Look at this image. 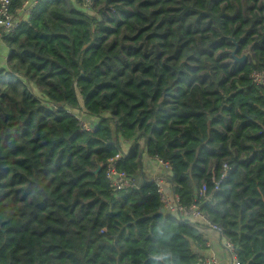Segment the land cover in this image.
Segmentation results:
<instances>
[{"label":"trees","instance_id":"obj_1","mask_svg":"<svg viewBox=\"0 0 264 264\" xmlns=\"http://www.w3.org/2000/svg\"><path fill=\"white\" fill-rule=\"evenodd\" d=\"M1 39L0 264H200L202 221L165 212L147 178L110 188L122 144L119 171L169 164L186 206L207 183L202 213L264 264V0H39Z\"/></svg>","mask_w":264,"mask_h":264},{"label":"built area","instance_id":"obj_2","mask_svg":"<svg viewBox=\"0 0 264 264\" xmlns=\"http://www.w3.org/2000/svg\"><path fill=\"white\" fill-rule=\"evenodd\" d=\"M39 0H25L21 10L17 15L12 10V0H0V37L1 32L7 34H14L23 22H27L32 14L34 13L37 3ZM84 5L88 9H92L94 6V0H84ZM250 79L256 86H264V69L261 71H253ZM68 113L75 116L80 124V132H94L95 127L90 125L87 120L82 118L81 115L75 112L67 110ZM122 152L117 155L114 159L108 161L105 165L106 179L110 185V188L116 192H129L137 190L141 187V181L138 176H130L126 172L118 170V162L121 161L125 152L123 146H120ZM163 168L171 170L169 164L162 162L161 160L154 158ZM231 168L227 165H223V169L219 178L215 174L211 177V183L214 186V191L221 190V184L228 179ZM166 177L163 175L157 176L151 182L154 183L158 189L161 203L165 212L170 214H179L182 219L185 220H199L202 221L210 232L216 233L221 237L223 248L228 255L227 264H240L238 259V249L231 241L227 240L223 235V230L220 226L210 222L206 216L202 213L201 207L197 201L199 199H205L208 191L207 183H203L199 192L196 203L186 206L182 203V199L179 195H176L172 191L168 190L164 185ZM205 251L201 254L199 263L200 264H220L219 259L213 253L212 244L205 236L203 238Z\"/></svg>","mask_w":264,"mask_h":264},{"label":"crops","instance_id":"obj_3","mask_svg":"<svg viewBox=\"0 0 264 264\" xmlns=\"http://www.w3.org/2000/svg\"><path fill=\"white\" fill-rule=\"evenodd\" d=\"M8 55H9V49L4 45V43L2 42V39L0 37V66L5 64ZM122 146H123V150H124L125 145L122 144ZM144 158L146 160L143 162L142 171L138 175V178L140 179L141 182L144 181V178H147L149 181H152L154 178H156L157 176H160V175H163V177H166V173H168L169 170L165 169L163 171L164 168H162V166L156 161L158 163V165L160 166V168H162V169H161V171H155L152 169V166L150 165V162H149V159L152 160L153 158H150L147 156H145ZM164 185L166 186V188L168 190L171 189L170 185L168 184L167 181H165ZM206 237L211 242L213 253L219 259L220 264H227L228 255L223 248V245H222L223 241H222L221 237H219L214 232H210L209 230L206 231Z\"/></svg>","mask_w":264,"mask_h":264},{"label":"rangeland","instance_id":"obj_4","mask_svg":"<svg viewBox=\"0 0 264 264\" xmlns=\"http://www.w3.org/2000/svg\"><path fill=\"white\" fill-rule=\"evenodd\" d=\"M250 57V55L247 53L246 55H244V56H242L241 58H243V57H245L246 59H247V57ZM241 58H239V59H241ZM35 90V89H34ZM35 92V94L36 95H38L37 94V91H34ZM39 96V95H38ZM79 115H81L82 113H78ZM82 116V115H81ZM82 118H83V116H82ZM129 145L128 144H126V146L124 147V151L126 152V149H127V147H128ZM146 159L144 158L143 159V162L145 161ZM149 162H150V165L152 166V169L153 170H155V171H161V169L163 168H160V166L158 165V163L155 161V160H150L149 159ZM165 170V168L163 169V171Z\"/></svg>","mask_w":264,"mask_h":264},{"label":"water","instance_id":"obj_5","mask_svg":"<svg viewBox=\"0 0 264 264\" xmlns=\"http://www.w3.org/2000/svg\"><path fill=\"white\" fill-rule=\"evenodd\" d=\"M236 61H237V62H240V63H244V62L246 61V58H245V57H243V58H241V59L236 58Z\"/></svg>","mask_w":264,"mask_h":264}]
</instances>
